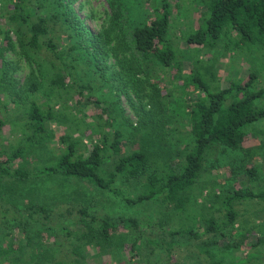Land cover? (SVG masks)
I'll return each mask as SVG.
<instances>
[{"label": "trees", "instance_id": "obj_1", "mask_svg": "<svg viewBox=\"0 0 264 264\" xmlns=\"http://www.w3.org/2000/svg\"><path fill=\"white\" fill-rule=\"evenodd\" d=\"M15 1L14 11H10L8 20L10 25H14L12 32L18 43L12 40L11 31H6L5 41L0 42V130L5 126L1 115L2 97L9 82L6 53L15 50L18 44L21 50L19 54L29 64L31 72L26 84L21 86L22 91L15 92L18 98L14 102L18 103L17 107L21 110L25 108L24 93L25 100L30 96H34V99L25 109L26 122L21 125L19 146L0 160V179H14L27 184L43 177L75 179L98 190L107 191L127 204L159 203V211L165 219L162 218V223L159 222L161 226L168 223L166 218L173 220V217L175 223L177 218L176 227L157 230L150 219L144 221L125 215L90 214L87 209L79 208L77 214L81 224L90 226L100 220L101 226L97 231L103 241H110L112 232L124 228L137 235L133 250L143 241L147 248L154 252L161 251L168 257L173 255L175 249L190 250L198 264L264 262V223L253 229L257 231L244 230L237 225L239 214L234 208L236 202H264V190L252 186L259 180L256 164L247 167L242 160L240 166L242 173L239 172V175L246 174L251 181L250 186L237 189L230 186L219 195L215 193L210 208L199 205L201 213L194 214L188 210L192 206V198L187 195L204 173L205 163L214 147H222L226 151L244 150V143L249 135L261 136L259 147L246 151L249 161H253L257 151L259 155L264 148V129H258V125L264 122V88L255 87L258 75L251 73L247 79L232 82L227 87H213L200 71H192L186 77L182 85L184 91L193 88L199 92V96L193 95L194 99H191L185 110L190 120V145L179 156L177 164L173 163L175 159H170L172 155L167 149H163L168 151L166 153L158 150L153 153L143 148L121 155L122 134L115 132L112 142L104 136L101 143L94 145L87 153L81 152L77 140L67 143L66 135L62 140L67 146L56 163L43 165L33 171L22 165L14 166L26 152L34 154L36 150L47 146L51 137L50 124L59 118L54 106L41 104L37 98L45 81L54 93L74 89L86 103L94 100L92 95H85L91 88L80 84L83 77L88 75L89 80L99 78L104 85L109 82L105 76L108 67L105 61L109 53L99 46L97 38L89 33L79 17L71 13L68 0ZM202 3L204 9L199 18L200 24L184 35L188 46L214 49L219 43H224V49L246 44H260L264 48V0H202ZM112 8L113 27H117L124 38L118 49L109 50L114 52L115 67L120 70L117 73L125 81L124 86L135 89L138 96V86L144 81L137 76L144 75L148 79L151 67L162 70L176 68L178 77H183L180 63L175 62L177 53L170 36L172 5L169 0H160L154 15L147 14L137 22L131 21V6L120 0H113ZM64 39L70 40L66 44L69 49H60ZM111 41L107 37V44ZM82 63L92 75L80 68ZM156 100L151 101L153 107ZM113 156H119V159L115 160L113 171L105 178L100 171ZM120 179L141 180L143 191L137 198H129L119 185ZM13 189L15 186L6 188V191L9 190L6 203L3 201L5 189H0V222H14L13 226L21 227L24 235L29 233V223L48 225V206L33 201L29 206L20 208L16 201L12 202ZM206 209H214L218 215H204L203 211ZM75 210L68 208L66 213L72 214ZM58 225V233L68 232L65 226ZM6 236H10L9 233ZM26 241L25 245L17 246L19 251L23 252L24 248L33 243L27 237ZM56 244L60 248L63 246L59 241ZM36 248L42 249L43 245L37 244ZM243 249L248 250L245 257L235 261L228 258L233 251ZM7 252L12 254L13 261L10 264H25L24 254L15 255V249L11 245L8 251L1 248L0 264H4L2 254ZM67 261L87 264L78 257L69 260L67 251L64 250L54 264H65ZM32 264H52V260L35 261Z\"/></svg>", "mask_w": 264, "mask_h": 264}, {"label": "rangeland", "instance_id": "obj_2", "mask_svg": "<svg viewBox=\"0 0 264 264\" xmlns=\"http://www.w3.org/2000/svg\"><path fill=\"white\" fill-rule=\"evenodd\" d=\"M68 1L71 13L79 17L89 33L97 38L99 46L109 53L105 61L108 66L105 76L109 82L104 85L99 78H91L93 80L91 81L88 75L83 77L80 84L91 88L90 92L86 91V97L92 95L94 101H99L86 103L74 89L69 88L60 93H54L45 81V84L41 86L42 92L37 94V98L41 104L54 106L55 114L59 118L50 124L51 137L47 146L40 148L41 150L35 148L38 150L34 154L26 152L22 159L14 163V166L22 165L23 168L33 171L43 165L56 163L67 146L62 140L66 135L67 143L77 140L81 152L87 153L94 145L101 143L104 136L112 142L115 132L122 134L121 155H128L143 148L153 153L157 150L161 153L169 151L172 155L170 159H175L173 163L177 164L179 156L183 155L190 145V120L185 110L191 99H194L193 95L199 96V92L193 88L184 91L182 87L186 77H189L192 71L202 72L213 87H227L232 82L242 81L247 79L251 73H256L258 79L255 87L264 88V48L260 44L232 46L229 49H224V43H219L214 49L188 46L184 35L200 24L199 18L204 9L201 4L204 3L202 0H169L172 5L170 36L177 53L175 62L180 63L183 77H178L176 68L162 70L151 67L148 79L144 75L137 76L144 81L138 86L139 95L137 96L135 89L124 86L125 81L123 82V78L118 75L120 70L115 67L114 52L109 50L118 49L119 43L124 38L121 31L113 27V0ZM120 1L132 7L131 21L136 22L147 14L154 15V10L160 5V0ZM15 2V0H0L1 43L6 36V31H11L12 40L17 42V37L12 32L14 25H10L8 20L11 12L14 11ZM107 37L112 40L109 44H107ZM69 43L70 40L64 39L60 49H69V45L66 46ZM20 51L18 44L15 50L6 53V60L9 63L7 74L9 82L2 97L1 115L5 126L0 130V160L5 158V154L19 146L21 125L26 122L25 109L34 99V96H30L25 100L24 93L25 108L21 110L17 107L18 103L14 102V99L18 98L15 92L22 91L21 86L26 84L31 72V67L26 60L22 59ZM1 66L2 61L0 60V68ZM80 68L92 75L83 63ZM11 89L13 91H10ZM152 99H157L154 107L151 104ZM262 102L264 103V100ZM258 129H264V122L258 125ZM260 140L261 136L249 135L244 143V150L239 151H226L222 147H214L205 163L204 173L196 186L187 193L192 198V206L188 210L194 214L201 213L199 205L210 208L215 193L219 195L222 190L230 186L236 189L250 186L251 181L246 174L239 175V172L242 173L240 168L242 160L246 162L247 167L257 165L259 180L252 186L264 190V148L261 149L259 155L257 151V156L253 161H249L246 153V151L259 147ZM33 155H35L34 158ZM118 159L119 156H113L101 169L100 174L108 178L114 169L115 160ZM120 180L121 189L131 199L137 198L143 191L141 180ZM12 186H15L12 190L14 194L12 202L16 201L20 208H25L35 201L48 206L50 210L48 225L29 223V233L26 235L22 233L21 227L15 228L13 226L15 223L12 221L0 222V251L1 248L8 251L11 245L15 249V255L24 254L25 264L48 260H52L54 264L61 257L62 250L67 251L69 260L78 257L87 264H198L190 250L175 249L172 252L173 255L168 257L161 251L154 252L147 248L143 241L136 245V250H133L132 246L137 235L124 228L112 232L110 241H103L97 231L101 226L100 220L90 226H85L80 223V216L77 214L79 208H85L90 214L125 215L141 218L144 221L150 219L157 226V230L159 228L169 230L176 227L177 218L175 223L173 217V220L166 218L168 223L164 226L159 224L163 214L159 211L160 204L157 202L131 205L86 182L43 177L32 184L19 183L8 178L0 179V189H5L6 193L3 200L5 203L9 198V194L7 195L9 190L6 191V188ZM234 206L239 214L237 225L242 229L252 231L264 223V202L242 201L234 203ZM68 208L76 210L72 214H67ZM214 211V209H206L203 214L218 215ZM58 224L65 226L69 233H58ZM8 233L10 236H6ZM26 237L33 243L21 252L17 246L25 245ZM56 241L63 246L58 247ZM37 244L43 245V248H36ZM247 253V249L233 251L228 258L235 261L245 257ZM11 258V253L2 254L4 264H10L9 262L13 261ZM65 264L75 263L67 261ZM253 264H264V262Z\"/></svg>", "mask_w": 264, "mask_h": 264}]
</instances>
